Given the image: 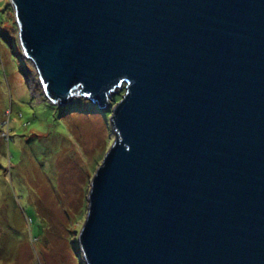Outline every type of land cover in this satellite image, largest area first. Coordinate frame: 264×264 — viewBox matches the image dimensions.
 I'll list each match as a JSON object with an SVG mask.
<instances>
[{
	"label": "water",
	"instance_id": "95a60500",
	"mask_svg": "<svg viewBox=\"0 0 264 264\" xmlns=\"http://www.w3.org/2000/svg\"><path fill=\"white\" fill-rule=\"evenodd\" d=\"M46 96L113 143L78 232L86 264H264V0H11Z\"/></svg>",
	"mask_w": 264,
	"mask_h": 264
},
{
	"label": "rangeland",
	"instance_id": "374dc122",
	"mask_svg": "<svg viewBox=\"0 0 264 264\" xmlns=\"http://www.w3.org/2000/svg\"><path fill=\"white\" fill-rule=\"evenodd\" d=\"M123 93L124 84L99 109L49 100L18 44L11 0H0V264H86L78 232Z\"/></svg>",
	"mask_w": 264,
	"mask_h": 264
},
{
	"label": "trees",
	"instance_id": "16d2710c",
	"mask_svg": "<svg viewBox=\"0 0 264 264\" xmlns=\"http://www.w3.org/2000/svg\"><path fill=\"white\" fill-rule=\"evenodd\" d=\"M10 43H11V45H12V41H11V40H10ZM118 96H119V94H118L117 96H114V97H115V98H114V99H115V103H116V101H118V99H119ZM75 102H77V101L74 100V101H73V104H76ZM69 106H70V105H69ZM99 108H100V107L98 106L97 109H99Z\"/></svg>",
	"mask_w": 264,
	"mask_h": 264
}]
</instances>
